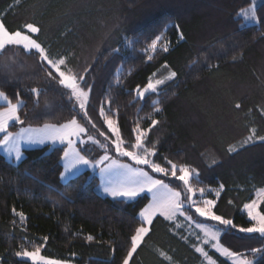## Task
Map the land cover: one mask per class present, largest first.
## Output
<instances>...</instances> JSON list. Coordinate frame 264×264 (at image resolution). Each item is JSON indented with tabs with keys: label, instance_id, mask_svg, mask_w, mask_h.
<instances>
[{
	"label": "trees",
	"instance_id": "trees-1",
	"mask_svg": "<svg viewBox=\"0 0 264 264\" xmlns=\"http://www.w3.org/2000/svg\"><path fill=\"white\" fill-rule=\"evenodd\" d=\"M252 4L253 0H0V18L10 30L26 23L38 25L39 40L52 57L67 56L73 71L84 74L93 89L89 115L106 135L111 134L99 116L101 102L107 108L111 101L121 135L128 141L134 140L137 123L147 129L149 117L158 120L148 133V141L158 149L154 159L165 165L167 157L198 170L199 183L193 180L197 186L215 190L223 184L216 214L239 228L251 226L243 204L264 188V140L259 139L264 136V0L256 5L259 25H246L240 16ZM157 36L161 40L153 53L149 45ZM173 71L177 75L160 87L159 95L138 97L135 90H142L150 77L163 78ZM32 88L40 89V95ZM0 91L13 103L23 101L19 114L25 123L11 125L12 132L60 125L74 116L86 124L75 98L46 75L36 54L21 48L0 53ZM236 103L241 109L234 107ZM252 128L259 140L244 143ZM230 146L236 151L229 153ZM78 147L93 161L104 154L91 142ZM65 149H24L19 163L0 152L1 263L30 264L16 257V251L34 250L47 237L41 247L45 257L75 264H122L129 238L139 226L138 213L150 198L120 202L101 196L99 178L89 171L63 183ZM109 154L131 163L114 151ZM213 196L214 191L208 198ZM13 207L27 216L24 225ZM193 219L218 227L223 246L243 253L253 264H264V257L250 251L264 247L258 233ZM89 235L94 239L89 241ZM195 247L183 230L158 216L131 264H201ZM209 254L219 264H231L211 249Z\"/></svg>",
	"mask_w": 264,
	"mask_h": 264
},
{
	"label": "snow or ice",
	"instance_id": "snow-or-ice-1",
	"mask_svg": "<svg viewBox=\"0 0 264 264\" xmlns=\"http://www.w3.org/2000/svg\"><path fill=\"white\" fill-rule=\"evenodd\" d=\"M241 15L245 20L252 21L257 25L260 23L254 3L251 7L243 9ZM40 33L41 28L34 23H26L20 30H10L4 20L0 18V53H5L10 47H18L28 54H36L46 75L57 79L58 83L68 90L67 95L70 98H75L78 103V115L81 116L87 125L91 126V129H95L99 136L104 137V142L92 135L89 127L85 123L78 121L75 116L60 125L45 124L44 128L40 130L43 133L40 136L31 135V133L36 131L31 128L21 129L19 134H13L9 131L12 122L21 125L25 123L19 114L23 101L17 99V102L13 103L5 92L0 91V100L5 102V106L0 108V134H3L2 138H0V146L6 148L7 154L10 157L14 154L15 160L20 161L21 141L44 143L47 140L51 141L52 144L58 141L60 144L67 145V148L63 151V173L61 179H67L69 175H75L79 171L80 166H90L93 170L99 169L102 180L101 190L114 201H135L138 197H150V203L138 213L139 226L135 228L129 238V247L122 264H131L134 255L138 253V249H141L142 244H144L145 237L149 236L151 226L157 216H161L168 221H172L178 216L184 217L186 221L195 223L196 227L203 232L205 238L202 243L209 244L220 256L230 260L231 264H253V261L247 259L243 253L233 252L220 243L221 230L213 229L206 223L193 219L194 216H198L204 218L205 221L218 222L219 225L225 226V229L229 227L238 228L232 219H226L216 214L215 211L217 200L224 191V185L221 184L215 190L206 187L197 189L191 181L195 180L196 183H199L198 170L191 168L187 164L175 163L167 157L163 158L166 166L157 162V159H154L157 157L158 152L156 143L148 141V133L159 123L154 118L149 117L150 126L147 129H141L139 123H137L133 128L135 133L134 140H125L118 126L116 118L118 113L114 112L111 107V101L108 100L107 104L109 106L107 108L104 102H101L99 116L103 118L106 130L111 135H106L105 131L97 128V125L89 115L92 86L85 80L83 73L73 71L67 56L52 57L48 49L40 42ZM181 39H183V34H181ZM160 40L161 37L157 36L150 43L149 48L153 53L156 52L157 44ZM161 50L167 52L168 47L162 45ZM113 51L119 52V49H114ZM147 59L151 60L153 56L148 55ZM164 67H167V65H164ZM176 75L174 71L170 72L166 79L172 80ZM164 83L165 80L163 79L153 81L150 77L143 90L137 87L135 91L140 99H144L145 94L149 92L159 95L162 90L158 86ZM30 91L35 93L36 96H39L41 92L37 88H32ZM234 107L239 110L242 105L241 103H236ZM155 111L159 112L161 109L155 107ZM261 114L264 115V109L261 110ZM250 132L251 134L244 143L251 141L256 135L255 128L250 129ZM73 138L81 144L91 141L93 144L99 145L100 148L104 149V154L94 161L88 159L82 154V150L76 147ZM259 139L264 140V136L259 137ZM110 150L114 151L118 157L127 158L131 163L114 159L109 154ZM234 151H236L234 146L228 148L229 153ZM153 174H159V176ZM164 178H168V182ZM173 179L182 183L174 185L172 183ZM213 191V198H206V194ZM197 192L199 193L198 196ZM262 205H264V188L259 189L255 198L251 199L250 202L243 204V209L248 221L251 222V226L239 227L238 231L248 234L258 233L262 243H264V209H262ZM12 213L19 218V222L22 225L26 223L27 216L23 211H17L13 207ZM16 222V220H13V224ZM47 239V237H44V245H46ZM87 239L91 241L94 238L89 235ZM44 245L36 246L31 251L22 247L21 250L16 251L15 255L22 261H29L30 264H67L64 260L41 255V247ZM195 250L200 253L207 264H217V261L209 255L203 246H196ZM250 251L253 254H260L261 257H264V247H256ZM165 258L171 261V257L166 254Z\"/></svg>",
	"mask_w": 264,
	"mask_h": 264
},
{
	"label": "rangeland",
	"instance_id": "rangeland-1",
	"mask_svg": "<svg viewBox=\"0 0 264 264\" xmlns=\"http://www.w3.org/2000/svg\"><path fill=\"white\" fill-rule=\"evenodd\" d=\"M262 0H253V3L255 4V6L257 5V4H259L260 2H261ZM240 16L242 17V19L244 20V23L246 24V25H252V24H255L254 22H252V21H249V20H245L244 18H243V16L241 15V13H240ZM166 77L167 76H165V77H157V76H155L154 78H153V81L154 80H156V79H163V80H165V82L167 81V79H166ZM163 85V84H162ZM162 85H159L158 87L160 88ZM143 90V89H142ZM149 94H152V93H146L145 94V97L147 96V95H149ZM139 97V96H138ZM0 105H5V102L4 101H2V100H0ZM15 122H12V124H10V126L11 125H13ZM50 125H53V124H50ZM28 128H31V129H33V130H36V131H34L33 133H31V135H33V136H40V135H42L43 133L40 131V130H42L43 128H44V126H41V127H22V128H20L18 131H15V132H12V131H10V132H12L13 134H19L20 133V131H21V129H28ZM3 135V134H2ZM26 135H28V133H26ZM114 138V137H113ZM74 139V142H75V145H76V147L77 148H79L78 147V145L79 144H81L78 140H75V138H73ZM259 139L256 137V135L253 137V139L251 140V141H253V142H256V141H258ZM91 141H89L88 143H90ZM88 143H86V144H88ZM92 143V142H91ZM249 143V142H248ZM86 144H81V145H86ZM45 146H50V147H57V146H66V148H67V145L66 144H60L58 141L55 143V144H52L51 143V141H45L44 143H38V142H28V141H21V143H20V149H21V160L20 161H16L15 160V157H14V154H13V156H9L8 154H7V151H6V148L5 147H3V146H0V152L1 153H3L6 157H7V159H9L10 161H12V162H14V163H19V162H21L23 159H24V157H25V155H24V152H23V150L24 149H30V148H41V147H45ZM123 158V157H122ZM125 158V157H124ZM115 159V158H114ZM122 162H125V163H129V162H127V161H123V160H121ZM106 164H107V162H106ZM91 172L92 173V175H97L98 176V178H99V187H98V192L100 193V195L101 196H104V197H108V196H106L103 192H102V190H101V183H102V180H101V176H100V173H99V169L97 168V169H95V170H93L90 166H80V168H79V171L75 174V175H69L68 176V178L67 179H62V182L63 183H67L70 179H72V178H74V177H76V176H78V175H80V174H82V173H85V172ZM192 182V184H193V180L191 181ZM193 186L195 187V188H200V186H197V185H195V184H193ZM209 194L210 193H208V194H206V198H208L209 197ZM199 195V193L197 192V196ZM110 198V197H109ZM139 198V197H138ZM137 198V199H138ZM150 198V197H149ZM112 199V198H111ZM136 199V200H137ZM210 199V198H209ZM127 202H132V201H127ZM150 203V202H149ZM158 217V216H157ZM170 222H172V223H174L175 224V229L177 230V231H179V230H183V232L185 233V236H186V238L188 239V240H190V241H193L194 242V244H195V246H203L204 248H205V250L206 251H208V253H209V250L211 249V250H213V251H215V249H213V248H211L210 247V245L209 244H203L202 242H203V240H204V234H203V232H201V230L199 229V228H197L196 227V224L195 223H190V222H188V221H186L185 219H184V217H176V218H174V220H172V221H170ZM209 227H212L213 229H219L218 227H215V226H210V225H208ZM221 236V235H220ZM146 238V237H145ZM221 243V242H220ZM225 247V246H224ZM216 252V251H215ZM217 253V252H216ZM200 254V253H199ZM219 254V253H218ZM42 255V254H41ZM163 255V254H162ZM210 255V254H209ZM220 255V254H219ZM222 257V256H221ZM222 258H224L225 260H227L228 262H230L231 263V261L230 260H228L226 257H222ZM20 259V258H19ZM21 260V259H20ZM22 261V260H21ZM25 262H27V263H30L29 261H26V260H24ZM67 262V264H75L74 262H72V261H66ZM0 264H3V263H1L0 262ZM201 264H207V262L204 260V258L202 257V262H201ZM217 264H219L218 262H217Z\"/></svg>",
	"mask_w": 264,
	"mask_h": 264
},
{
	"label": "crops",
	"instance_id": "crops-1",
	"mask_svg": "<svg viewBox=\"0 0 264 264\" xmlns=\"http://www.w3.org/2000/svg\"><path fill=\"white\" fill-rule=\"evenodd\" d=\"M24 151V150H23Z\"/></svg>",
	"mask_w": 264,
	"mask_h": 264
}]
</instances>
